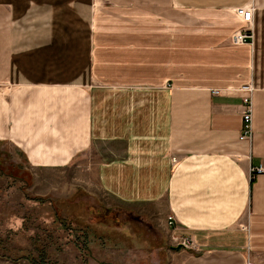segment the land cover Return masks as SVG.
Wrapping results in <instances>:
<instances>
[{
  "label": "crops",
  "instance_id": "0c3cea01",
  "mask_svg": "<svg viewBox=\"0 0 264 264\" xmlns=\"http://www.w3.org/2000/svg\"><path fill=\"white\" fill-rule=\"evenodd\" d=\"M244 5L253 37L236 45ZM263 17L264 0H0V162L75 166L117 204L164 203L162 228L191 240L172 264H260ZM25 259L0 264H49Z\"/></svg>",
  "mask_w": 264,
  "mask_h": 264
},
{
  "label": "rangeland",
  "instance_id": "374dc122",
  "mask_svg": "<svg viewBox=\"0 0 264 264\" xmlns=\"http://www.w3.org/2000/svg\"><path fill=\"white\" fill-rule=\"evenodd\" d=\"M2 161L1 257L22 263L172 264V246L179 244L156 216L164 203L140 211L109 200L91 171L17 170Z\"/></svg>",
  "mask_w": 264,
  "mask_h": 264
},
{
  "label": "built area",
  "instance_id": "2783aa9c",
  "mask_svg": "<svg viewBox=\"0 0 264 264\" xmlns=\"http://www.w3.org/2000/svg\"><path fill=\"white\" fill-rule=\"evenodd\" d=\"M237 14L246 22L248 26L244 29H240L232 34L231 41L232 43L239 45V44H246L252 41L253 31H252V21H253V12L254 9L252 6L244 5L238 7L236 9ZM248 91H251L250 87H245ZM214 94H219V90H213ZM243 103L245 110L242 114V129L240 133V139H250L253 133V114L251 110V99L249 97L243 98ZM263 172L262 168H255L253 170V175L259 174ZM173 218L169 217V223H173ZM175 242L179 245L184 247H188L191 243V240L188 237H184L183 239H175ZM246 264H254L251 261L247 260Z\"/></svg>",
  "mask_w": 264,
  "mask_h": 264
},
{
  "label": "water",
  "instance_id": "95a60500",
  "mask_svg": "<svg viewBox=\"0 0 264 264\" xmlns=\"http://www.w3.org/2000/svg\"><path fill=\"white\" fill-rule=\"evenodd\" d=\"M181 247H182V245H178V246H176L177 249H179V248H181Z\"/></svg>",
  "mask_w": 264,
  "mask_h": 264
},
{
  "label": "trees",
  "instance_id": "16d2710c",
  "mask_svg": "<svg viewBox=\"0 0 264 264\" xmlns=\"http://www.w3.org/2000/svg\"><path fill=\"white\" fill-rule=\"evenodd\" d=\"M28 259V258H27ZM31 262H34L33 260L29 259Z\"/></svg>",
  "mask_w": 264,
  "mask_h": 264
}]
</instances>
